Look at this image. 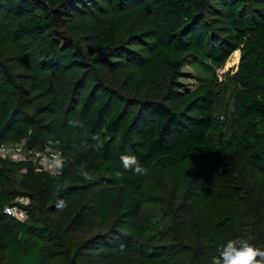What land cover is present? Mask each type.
<instances>
[{"label":"trees","instance_id":"1","mask_svg":"<svg viewBox=\"0 0 264 264\" xmlns=\"http://www.w3.org/2000/svg\"><path fill=\"white\" fill-rule=\"evenodd\" d=\"M21 141L64 168L0 157V264H212L227 239L264 248V0H0V144ZM121 154L147 173L117 177ZM18 197L23 221L4 213Z\"/></svg>","mask_w":264,"mask_h":264},{"label":"clouds","instance_id":"2","mask_svg":"<svg viewBox=\"0 0 264 264\" xmlns=\"http://www.w3.org/2000/svg\"><path fill=\"white\" fill-rule=\"evenodd\" d=\"M70 126L83 127V123L76 120L68 121ZM91 139L95 142L93 147L99 151L103 149L104 140L99 134H93ZM50 144H59V141H49ZM120 163L123 171L117 170L116 176L122 177L124 172L131 171L137 175H145L147 169L139 162L138 158L132 154H121ZM49 171L51 175H61L64 168V159L59 152L50 153L49 155ZM86 180L92 179L90 176L85 177ZM63 190V185L58 186L56 191ZM56 207L63 210L67 207V203L63 199H57ZM212 264H264V248L257 247L250 243L249 240L243 238L227 239L219 250L217 256L212 258Z\"/></svg>","mask_w":264,"mask_h":264},{"label":"built area","instance_id":"3","mask_svg":"<svg viewBox=\"0 0 264 264\" xmlns=\"http://www.w3.org/2000/svg\"><path fill=\"white\" fill-rule=\"evenodd\" d=\"M59 152L49 146H45L42 149H31L25 146V142H17L6 144H0V157L9 159L13 162L29 161L34 165L36 171H49V155L50 153ZM60 153V152H59ZM15 202L4 207V213L16 218L17 220L23 221L27 218L26 211L21 205L28 203V198L18 197Z\"/></svg>","mask_w":264,"mask_h":264},{"label":"rangeland","instance_id":"4","mask_svg":"<svg viewBox=\"0 0 264 264\" xmlns=\"http://www.w3.org/2000/svg\"><path fill=\"white\" fill-rule=\"evenodd\" d=\"M254 6H257L255 3H251ZM220 22H212V26H219ZM238 59H239V50L235 49L234 51L231 52V54L228 56V58L224 61V63L221 65V67L216 68V77L218 82H223L227 84L228 82V77L231 75L236 69H237V64H238ZM195 65L189 63V60L182 65L181 67V75L179 78V81L184 85V88L186 89H193L197 86L198 84V77L196 74V69L194 68ZM103 71L106 74L107 79L112 82L111 76L108 75L106 67H103ZM232 92V96L234 95V87L230 84V89ZM227 91L225 94V97L230 96V93ZM222 113V112H221ZM231 113V112H230ZM224 113H222L223 115ZM224 116V115H223ZM231 122H229L230 125ZM29 259V264L33 263V258L32 256L28 257Z\"/></svg>","mask_w":264,"mask_h":264}]
</instances>
